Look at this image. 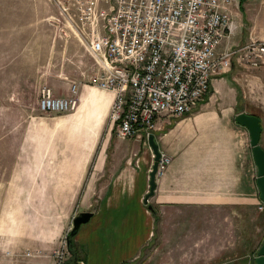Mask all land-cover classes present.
<instances>
[{"label": "crops", "instance_id": "obj_1", "mask_svg": "<svg viewBox=\"0 0 264 264\" xmlns=\"http://www.w3.org/2000/svg\"><path fill=\"white\" fill-rule=\"evenodd\" d=\"M0 1H9L3 5L12 10L0 18V64L7 56L20 54L17 43L24 32L32 31L52 54L30 55H52L55 62L49 70L57 73L58 82L68 79L62 84L65 94L48 85L54 95L69 94L71 46L86 55L88 78L99 71L92 55L69 36L72 33L51 0ZM23 7L32 9L31 28L24 27ZM230 10L236 29L219 41L217 52L250 39L264 40V0H231ZM83 85L74 111L53 113L37 106L40 111L31 116V139L42 140L34 156L42 182L66 185V226L79 211L90 212L70 237L74 254L64 237L62 245L38 248L62 246V264H85L84 249L94 255L95 243H130L115 261L123 264H156L145 254L152 243H158L157 264H252L264 237V203L258 197L247 129L234 117L239 111L259 117L258 144L264 149V58L248 66L233 55L227 69L210 75L208 90L189 111L154 116V142L159 154L169 159L155 173L146 202L143 195L153 158L146 137H121L110 125L104 128L112 93ZM58 132L66 135L65 143L49 146L46 141ZM22 216L11 219L14 228H0V253L21 244L6 243L4 237L22 231L28 222ZM61 229L62 225L57 230ZM31 231H41L40 238L54 237L49 229L47 235L40 229ZM32 263L53 264L54 258L43 254Z\"/></svg>", "mask_w": 264, "mask_h": 264}, {"label": "built area", "instance_id": "obj_2", "mask_svg": "<svg viewBox=\"0 0 264 264\" xmlns=\"http://www.w3.org/2000/svg\"><path fill=\"white\" fill-rule=\"evenodd\" d=\"M62 23L86 48L99 71L94 84L111 91L107 117L121 137H146L158 113L189 111L208 90L212 73L238 55L248 66L264 58V40L250 39L216 51L236 29L231 0H51ZM76 86L54 95L46 84L37 89V106L62 112L76 106ZM169 157L159 154L156 172ZM53 264L63 250L54 249Z\"/></svg>", "mask_w": 264, "mask_h": 264}, {"label": "rangeland", "instance_id": "obj_3", "mask_svg": "<svg viewBox=\"0 0 264 264\" xmlns=\"http://www.w3.org/2000/svg\"><path fill=\"white\" fill-rule=\"evenodd\" d=\"M6 2L0 1L2 5H0V18L1 15L3 16V12L8 14L12 11L10 8H4L3 4ZM20 15L25 22L24 27L31 28L35 20L32 9L23 7ZM69 36L77 39L73 34ZM41 44L42 42L37 40L35 32H24L22 42L17 43V48H21L20 54L7 56L6 62L0 64V228H14L11 219L14 221L20 213L23 214L22 218L28 221L23 223L21 232L9 236L7 234L4 237L6 243L21 244L19 247L2 249L0 264H31L33 259L43 254L51 257L54 247L62 245L63 237L66 238L71 226V218L68 219L69 223L66 226V185L43 183L39 169L35 167V150L42 143L41 137H35L32 141L30 130L32 114L40 111L36 104L37 88L42 83L47 85L52 83L54 90L60 87V91L65 94L67 90L66 88L62 89V84L65 86L66 81H68L65 79L64 84L60 79L61 82H58V78H55L57 73L49 70V67H53L55 58L50 55L52 54L51 48L48 51L47 48H42ZM37 51L44 53L48 51L50 54L30 55V53ZM86 62V55L82 54L76 46H71L69 79L75 83L76 98L79 90L84 86L83 84L92 86L97 92L102 91L94 84L93 75L88 78L84 74V63ZM58 83H61V86ZM75 108L76 106L66 111L53 113H69ZM107 125H109V121L108 117L105 116L103 127L106 128ZM65 141L66 135L62 136L58 132L50 137L46 143L51 147L60 148ZM53 194L54 196H52ZM47 195H49L48 199ZM20 203L22 204L21 207L19 206ZM34 219L37 221L31 223ZM60 225H62V229L59 232L57 229ZM29 229H40L43 235H47L46 232L49 229L50 232L54 233V237L40 238L38 236L41 231L37 233ZM52 244L55 246L38 248L39 245ZM117 244L118 249L121 248L120 251L116 249ZM129 246L130 243H95L94 255L93 253L88 255L84 249L82 259L85 264H123L121 261L117 263L115 261ZM157 246L158 243H152L150 251H145L147 257H153L152 259L156 264ZM58 249L63 250L64 256L63 247L60 246Z\"/></svg>", "mask_w": 264, "mask_h": 264}, {"label": "water", "instance_id": "obj_4", "mask_svg": "<svg viewBox=\"0 0 264 264\" xmlns=\"http://www.w3.org/2000/svg\"><path fill=\"white\" fill-rule=\"evenodd\" d=\"M234 119L239 124L244 125L247 129L251 156L255 165V183L258 189V197L264 203V149L258 144L260 133L259 117L251 113L239 111L235 114ZM146 140L152 150L153 158L151 168L148 172V189L143 195V202L147 201L148 196L153 191L154 175L156 171L157 160L159 157V151L157 150L156 143L154 142L152 132H149L147 134ZM148 207H150V205H148ZM89 216V211H79L78 213H76L71 219V227L68 231V235H72L76 231L78 225L86 221ZM252 264H264V237L256 250Z\"/></svg>", "mask_w": 264, "mask_h": 264}, {"label": "trees", "instance_id": "obj_5", "mask_svg": "<svg viewBox=\"0 0 264 264\" xmlns=\"http://www.w3.org/2000/svg\"><path fill=\"white\" fill-rule=\"evenodd\" d=\"M70 237H71V235H68V233H67V235H66V245H67V249L70 251V253L74 254V251H73V249L71 247Z\"/></svg>", "mask_w": 264, "mask_h": 264}]
</instances>
